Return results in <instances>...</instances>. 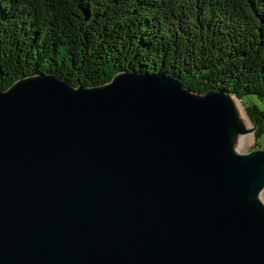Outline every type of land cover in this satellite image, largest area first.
<instances>
[{
  "label": "water",
  "instance_id": "water-1",
  "mask_svg": "<svg viewBox=\"0 0 264 264\" xmlns=\"http://www.w3.org/2000/svg\"><path fill=\"white\" fill-rule=\"evenodd\" d=\"M232 97L132 70L0 89V264H264V151L233 150Z\"/></svg>",
  "mask_w": 264,
  "mask_h": 264
},
{
  "label": "trees",
  "instance_id": "trees-1",
  "mask_svg": "<svg viewBox=\"0 0 264 264\" xmlns=\"http://www.w3.org/2000/svg\"><path fill=\"white\" fill-rule=\"evenodd\" d=\"M264 107V0H0V89L40 73L96 87L122 71ZM264 134V108L243 105Z\"/></svg>",
  "mask_w": 264,
  "mask_h": 264
},
{
  "label": "rangeland",
  "instance_id": "rangeland-1",
  "mask_svg": "<svg viewBox=\"0 0 264 264\" xmlns=\"http://www.w3.org/2000/svg\"><path fill=\"white\" fill-rule=\"evenodd\" d=\"M232 98L234 99V105H235L237 113L240 117L239 119L241 120V122L243 121V122L247 123V121L248 122L250 121L247 118H246L247 119V121H246V119H245L246 112H245L244 107H243V105H248L249 101L255 102L259 107H261V109L264 108L263 105L261 104V102L256 97H247V98L245 97L243 99V103L241 100L236 99L235 97H232ZM246 117H247V115H246ZM249 124H250V126H248L247 129H245L246 132L242 135L236 136L233 140V142H235V145H237L238 139H241L245 134H249V133H247V130L251 131L250 134H252V136H253L252 142L247 147H244V149L240 150L239 153L247 154L255 148H258L259 150L264 151V134L257 139V143H256V139H255L254 134H253L254 131L252 132V128L254 127V125L251 123V121L249 122ZM234 147H236V146H234ZM234 147H233V149H234Z\"/></svg>",
  "mask_w": 264,
  "mask_h": 264
},
{
  "label": "bare ground",
  "instance_id": "bare-ground-1",
  "mask_svg": "<svg viewBox=\"0 0 264 264\" xmlns=\"http://www.w3.org/2000/svg\"><path fill=\"white\" fill-rule=\"evenodd\" d=\"M246 118L247 117L245 115V119ZM246 121H247V119H246ZM249 122L248 121H247V123L243 122V121L241 122V120H240V123L244 129H247V127L250 126ZM250 132L251 131L247 130V133H249V134H245L241 139H238L237 145H235V142H233L232 147L236 146L233 149L236 153H239L240 150L244 149V147H247L252 142L253 136H252V134H250ZM258 200L261 202L262 206L264 207V189L259 192Z\"/></svg>",
  "mask_w": 264,
  "mask_h": 264
}]
</instances>
